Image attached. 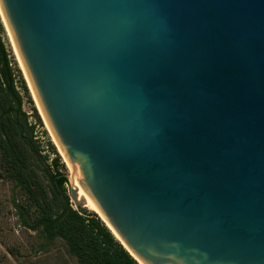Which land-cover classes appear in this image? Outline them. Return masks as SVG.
<instances>
[{
	"label": "water",
	"instance_id": "obj_1",
	"mask_svg": "<svg viewBox=\"0 0 264 264\" xmlns=\"http://www.w3.org/2000/svg\"><path fill=\"white\" fill-rule=\"evenodd\" d=\"M0 11L76 208L140 264H264V0Z\"/></svg>",
	"mask_w": 264,
	"mask_h": 264
},
{
	"label": "trees",
	"instance_id": "obj_2",
	"mask_svg": "<svg viewBox=\"0 0 264 264\" xmlns=\"http://www.w3.org/2000/svg\"><path fill=\"white\" fill-rule=\"evenodd\" d=\"M4 29L0 18V178H10L15 190L26 192L31 201L26 206L14 193L13 204L22 225L40 233L46 240L44 246L62 238L80 264H140L97 213L71 202L60 157L45 153L37 135L42 117L33 105L32 121L24 108L25 98L31 104L34 101L20 67L11 65L1 38ZM47 142L54 149L52 141Z\"/></svg>",
	"mask_w": 264,
	"mask_h": 264
},
{
	"label": "rangeland",
	"instance_id": "obj_3",
	"mask_svg": "<svg viewBox=\"0 0 264 264\" xmlns=\"http://www.w3.org/2000/svg\"><path fill=\"white\" fill-rule=\"evenodd\" d=\"M0 18L5 28L1 32V38L5 44L7 51L9 52L11 65L13 67H16V65H18L25 78V74L21 68L19 59L11 41V36L3 22L1 11ZM16 80L19 79L17 78ZM16 85L18 86L17 81ZM30 93L33 98L34 104H31L27 100V98H25L24 108L31 114L30 119L32 121H35V117L33 116L34 110L32 106L35 105L37 107V104L31 90ZM38 112L40 113L39 109ZM42 120L43 125H38L37 135L41 140V143L45 146V153H48L50 157L59 156L63 163L60 169L63 172L71 173L69 163L63 155L62 151L60 152L61 149H59V147L57 146L54 137L52 136V133L50 132L43 117ZM49 140L54 144V149L51 146H49V148L46 146V144L48 143L47 141ZM2 173L3 171L0 172V174ZM14 193L18 201L24 203L26 206H30L31 201L27 193L20 189L15 190L14 181H12L10 178L6 176L1 177L0 264H80L78 258L70 252L67 243L62 238H56L53 242L44 246L43 243H45L46 240L40 235V233L35 230L28 229L22 225L13 204ZM86 211H88L89 213H97L88 208L86 209Z\"/></svg>",
	"mask_w": 264,
	"mask_h": 264
},
{
	"label": "bare ground",
	"instance_id": "obj_4",
	"mask_svg": "<svg viewBox=\"0 0 264 264\" xmlns=\"http://www.w3.org/2000/svg\"><path fill=\"white\" fill-rule=\"evenodd\" d=\"M2 14V13H1ZM3 17V16H2ZM7 28V26H6ZM8 29V28H7ZM62 151V150H61ZM63 153V152H62ZM64 155V154H63ZM72 177V183L73 185H75L76 187H78L79 189V196L82 198L86 199V206L88 209L97 212L99 215H101V213L99 212V210L97 209V207L95 206V204L92 202V200L90 199V197L88 196V194L86 193V191L83 189V187L81 186V184L79 183L78 179L76 178V176H71ZM102 216V215H101ZM103 217V216H102ZM104 218V217H103Z\"/></svg>",
	"mask_w": 264,
	"mask_h": 264
}]
</instances>
